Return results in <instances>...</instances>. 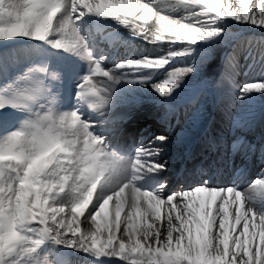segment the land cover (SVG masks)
<instances>
[{
	"label": "snow or ice",
	"instance_id": "snow-or-ice-1",
	"mask_svg": "<svg viewBox=\"0 0 264 264\" xmlns=\"http://www.w3.org/2000/svg\"><path fill=\"white\" fill-rule=\"evenodd\" d=\"M127 3L0 0V40L47 41L88 62L69 111L57 108L79 70L73 61L54 69L31 60L14 81L0 64V264H21L47 240L123 264H264V101L257 111L250 99L264 94V0H172L169 12L183 9L179 16L133 0L131 19L120 14ZM85 15L111 17L167 51L105 70L106 57L94 59L74 26ZM225 21L250 27L228 39ZM215 37L225 51L214 65L215 46L193 45ZM191 52L177 67L173 58ZM123 80L159 97L158 130L132 143L126 125L139 102L112 95ZM76 253L54 250L53 264H94Z\"/></svg>",
	"mask_w": 264,
	"mask_h": 264
},
{
	"label": "rangeland",
	"instance_id": "rangeland-1",
	"mask_svg": "<svg viewBox=\"0 0 264 264\" xmlns=\"http://www.w3.org/2000/svg\"><path fill=\"white\" fill-rule=\"evenodd\" d=\"M132 2L133 0H128L127 5L121 4L119 5L121 12V15H128L129 19H131L135 15H139V10H133L132 9ZM146 2L152 3V0H146ZM174 2V0H173ZM172 0H165L163 3L160 0H156L155 3H152V6L158 11L162 12L164 14H169L172 16H179L183 10L180 9L175 12H169V5H171ZM102 7H109V8H115L117 5L115 3H108L106 5H103ZM155 17L153 16L148 23H151L152 20H154ZM77 28V32L79 35L85 38V47L89 52H91L94 59H99L101 56L106 57L105 60H103L102 67L105 68V70L112 68L115 64L122 60H126L129 58H139L141 56H147L152 53V47H156L153 44H149L142 38L133 36L131 34V31L128 27L120 24L117 20H114L111 17H98L94 15H85L80 20L75 22L74 25ZM241 26L244 30L248 29L250 26L247 25H238ZM99 34H96V33ZM115 36L116 38H131L133 39L132 47L128 48L124 51L121 50L120 47H117L116 50L112 52L111 48H108L109 46L105 44L107 41V38L109 36ZM52 36L55 38H59V34L55 31V28L53 30ZM13 41L14 43H21L22 46L18 48L5 50L4 52H0V56L4 59L2 62L0 61V64L7 70L11 69V71H8L6 73V79L8 81H14L17 71H22L23 67L27 66V63L31 60H35L37 65H40L41 62L51 59V68H58L65 64L67 60L73 61L76 65L79 66V70L75 72L70 80H66L65 82V89H64V100L58 104V111H69L72 109V107L75 105V92H76V85L79 83V77L84 75L87 67L88 62L81 57L75 55L74 53L66 52L63 49H60V54L56 53L57 49H54L50 44L47 43V41H37L32 38L28 37H17L14 39H10V41ZM18 40V41H17ZM205 41H201L200 43H203ZM102 47L103 49L96 50V45ZM107 46V51H103L104 48ZM157 48V47H156ZM158 50L165 52L166 49L164 46H162V49L157 48ZM43 50V51H41ZM51 53V54H50ZM160 71V70H156ZM157 77H154L156 79ZM99 87H102L99 86ZM70 93V94H69ZM113 98L122 97L125 98L126 101H131L133 103L139 102V107L135 110V114L138 113H145V114H152L156 111L157 106L153 103V97L159 98L156 93L149 87L145 89L144 85L140 84L138 81L136 83H125L124 80L121 81L116 85V88L114 89ZM126 103H122L121 107H126ZM19 125H16L13 127L12 130H16V128ZM147 127H150L148 124H143L140 126V133L143 131L142 129H145ZM150 131H157L152 128H148ZM139 133V134H140ZM135 138H137L139 136ZM147 134V133H145ZM2 135V134H0ZM134 138V139H135ZM132 138H128L125 136L124 142L127 143V141H131L132 143L134 141ZM131 152H128L127 155H131ZM173 179V177H172ZM140 183L145 184L146 187H148L146 183V178L144 180H141ZM99 191V189H98ZM258 195V193H257ZM196 196L201 201H206L208 194L206 193H197ZM61 199H67L68 196L66 193L61 194ZM87 209H85L86 211ZM127 210V206L125 208ZM165 208L161 207V217H163ZM106 212L108 214V219L111 220L114 216V202H110L108 208L106 209ZM124 218V213H121V219ZM142 220V218H141ZM140 222V221H138ZM233 222V218H229V230L231 232V223ZM258 222V221H257ZM97 223L100 224V234L106 235L107 229L104 227V220L102 218L97 219ZM80 226L81 230L84 231V225H83V217H80ZM195 227V226H193ZM241 225H237V231H239ZM232 235H235V232L231 233ZM119 235V233H117ZM52 241V240H51ZM231 242V240H230ZM30 246V245H29ZM29 246H22V247H29ZM55 246V247H53ZM55 248V249H54ZM57 249H63L64 252H71L76 253V250L65 248L63 245H57L54 241H52V245L49 248L47 244L40 245L35 252L30 254H24L19 259L21 261V264H33V259H39L43 260L44 264H53V256H54V250ZM76 255L80 257H84L85 255L89 258V260L94 261V264H111L112 261H116V264H123V262L117 261V258L115 257H101L99 260H97L93 254L91 253H83L78 252Z\"/></svg>",
	"mask_w": 264,
	"mask_h": 264
},
{
	"label": "trees",
	"instance_id": "trees-1",
	"mask_svg": "<svg viewBox=\"0 0 264 264\" xmlns=\"http://www.w3.org/2000/svg\"><path fill=\"white\" fill-rule=\"evenodd\" d=\"M162 3L165 1V0H160ZM183 10V9H182ZM226 24V32H227V38L228 39H232L234 35H236L238 32H241V31H244V29L241 27V26H238L236 24L235 21H232L230 24L225 21L224 22ZM166 35H170V34H166ZM224 35V34H222ZM111 38H109V44L110 45H120L121 48H124V49H127L129 48L130 46H132L130 44L131 40L129 38H119V39H116L112 36H110ZM220 38L219 37H215V38H212V40H209V41H205L203 43H200L198 42L197 45H193L194 48H200V47H213L215 46V59L213 61V64H218L219 63V58L223 55L225 49L222 47V46H219L218 44H216V41H218ZM6 41V40H5ZM164 48L166 49L167 51V45H163ZM173 47H176L175 45H173ZM152 51L154 52L153 55H163L164 52L158 50L156 47H152ZM195 55V52H191V53H187L185 56H177V57H174L173 58V61L175 62L176 66L177 67H183L185 63H187L191 56ZM161 71H163V69H161ZM158 79H164V76H158L157 77ZM127 81V80H126ZM256 91V90H254ZM250 99H252L255 107H256V110L259 111L260 108H261V102L264 101V94H261V93H253L251 94V97ZM193 234L194 236L197 235V229L195 227H193ZM229 247L231 248V242L229 240Z\"/></svg>",
	"mask_w": 264,
	"mask_h": 264
},
{
	"label": "clouds",
	"instance_id": "clouds-1",
	"mask_svg": "<svg viewBox=\"0 0 264 264\" xmlns=\"http://www.w3.org/2000/svg\"><path fill=\"white\" fill-rule=\"evenodd\" d=\"M16 131H20V129H17ZM51 143H55V141H52ZM25 147H27V144H25Z\"/></svg>",
	"mask_w": 264,
	"mask_h": 264
},
{
	"label": "bare ground",
	"instance_id": "bare-ground-1",
	"mask_svg": "<svg viewBox=\"0 0 264 264\" xmlns=\"http://www.w3.org/2000/svg\"><path fill=\"white\" fill-rule=\"evenodd\" d=\"M173 181H174V177H173Z\"/></svg>",
	"mask_w": 264,
	"mask_h": 264
}]
</instances>
